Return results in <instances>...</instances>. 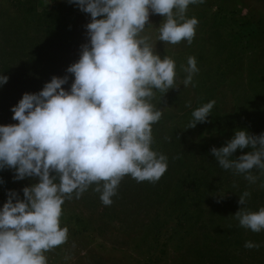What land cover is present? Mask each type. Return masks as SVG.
I'll list each match as a JSON object with an SVG mask.
<instances>
[{
  "label": "rangeland",
  "instance_id": "obj_1",
  "mask_svg": "<svg viewBox=\"0 0 264 264\" xmlns=\"http://www.w3.org/2000/svg\"><path fill=\"white\" fill-rule=\"evenodd\" d=\"M16 1L0 0V64L8 65L7 70L0 68V73L8 77L7 85L12 87H0L3 98H8L7 104L0 101V124L4 125L18 123L12 120L10 108L22 94L38 92L53 76L66 75V68L80 54L75 51L52 66L38 49L36 54L29 45L23 48L20 33H28L30 26L21 25L14 17ZM20 1H31L41 12L37 17L47 22L50 17L43 13L56 19L70 17L83 44L87 43L85 25L90 17L75 5L66 0ZM219 6L224 15L209 19ZM202 10L207 12L204 18L208 21L200 18ZM193 17L198 25L191 44L159 41L164 18L158 14H150L151 24H146L141 34L149 37L161 58L174 60L191 50L201 55V59L195 57L199 71L191 84L183 85L187 63L185 68L175 69L178 88L165 94L157 91L151 101L163 113L152 125V148L162 154L167 140L176 136L183 142L175 153L177 160L155 183L122 178L119 195L112 197L110 206L97 197L95 184L79 199L75 193L65 198L60 221L68 228V239L45 253L48 264H264V231L243 228L232 216L241 207L238 200L245 191L251 194L245 210L264 208V173L254 169L252 174L258 179L250 183L243 174L222 169L210 152L212 147L224 146L236 130L264 133V0H205L189 5L185 18ZM16 38L20 44L15 46ZM249 44L254 48L243 49ZM67 75L65 89L72 82L71 74ZM209 101H215L214 108L221 112L220 122L187 128L192 112ZM250 151L247 147L238 149L233 158ZM19 182L26 187L37 181L25 178ZM20 183L17 186L21 189ZM185 186L191 190L189 194L182 191ZM247 241L260 246L245 248Z\"/></svg>",
  "mask_w": 264,
  "mask_h": 264
},
{
  "label": "clouds",
  "instance_id": "obj_2",
  "mask_svg": "<svg viewBox=\"0 0 264 264\" xmlns=\"http://www.w3.org/2000/svg\"><path fill=\"white\" fill-rule=\"evenodd\" d=\"M90 17L87 43L79 59L66 68L69 75L53 76L42 89L24 93L10 108L12 120L0 124V171L11 169L14 179L34 178L22 189L6 191L0 206V264H48L45 253L64 244L68 228L61 226L65 198L77 199L95 184L105 206L125 176L155 183L168 168V158L153 150L152 125L163 113L152 104L157 91L178 88L176 65L161 58L144 33L150 14L164 18L159 41L191 44L198 20L185 18L192 4L205 0H66ZM186 87L199 71L188 58ZM8 77L0 73V87ZM194 86V85H193ZM215 105L209 101L192 112L187 128L207 122ZM251 151L233 158L238 150ZM211 155L224 170L243 174L250 183L264 173V133L236 130ZM58 181V182H57ZM4 183L0 178V185ZM264 187V185H261ZM250 193L239 196L234 216L241 227L264 231V208L247 211ZM260 245L245 242L248 249Z\"/></svg>",
  "mask_w": 264,
  "mask_h": 264
},
{
  "label": "trees",
  "instance_id": "obj_3",
  "mask_svg": "<svg viewBox=\"0 0 264 264\" xmlns=\"http://www.w3.org/2000/svg\"><path fill=\"white\" fill-rule=\"evenodd\" d=\"M16 3H17L16 4L17 7H15V9L13 8L14 17L21 25H26L28 27L30 26V28L28 29L29 34L27 32L20 33L23 36L22 39L20 40L23 48H25L26 45H29L36 54H38V50H39V52L42 53L40 54V56L49 60V63L52 64V66H55L57 64V61H60V59L62 58L64 59H66L67 57L69 58L71 55H73L72 53H74L75 51H78L80 53V48L81 45H83V41L77 34L76 24L72 26L71 23L69 22L70 17L56 19L54 16L50 14L43 13L42 15L46 16L47 18L50 17V21L47 22V20H45L44 17L43 18L37 17V15L41 14V12L39 13L36 10L35 6L31 1L21 2L20 0H17ZM223 9L224 8L221 7L217 8V12L215 11L213 13V17H211L212 13H210L209 19H212L214 17H220V15H224L223 13H225V10ZM206 13L207 12H205V10H202V13L200 14L201 16L200 18H203L205 21H208L207 19L204 18ZM10 35L13 36L14 34H10ZM15 37H19V36L17 35ZM18 44H20V42L19 39L16 38L15 46ZM21 45L19 46V48L21 47ZM41 47L44 48L43 52L40 51ZM248 48L253 49L254 46L249 44L246 48L243 49H248ZM45 50L47 51V56L45 55ZM262 52L264 54V51ZM196 55H198L199 57L198 59H201V55L197 54L195 50L183 52L181 54L176 55L174 57V61L176 62L175 64L176 69L179 70V67L185 68V64L187 65L188 63V58L196 57ZM0 68L7 70L8 65L2 63L0 64ZM253 75L254 72L251 71L250 77H252ZM11 83H12V79L10 78L9 84ZM6 85L7 83L2 88L4 89L9 87V89L12 90L11 86L9 85L6 86ZM0 96H2L0 97L1 99L0 101H2V103L4 104H7L8 103L7 96L6 98H3L4 93L2 92H0ZM220 119H221V112H218L216 108H213L212 112L210 113V116L207 118V122L205 123L212 122L213 124H215L220 122ZM182 145L183 142L179 140L176 136H173L169 138V140H167V144H165V146L162 147L161 151H163L162 152L163 155L167 156L169 161L168 165L170 163H173L175 160H177V156L175 153H177V150L181 148ZM206 150L207 149L204 148L203 152H205ZM205 154L207 155L206 152ZM0 178H2L4 181V183L0 185V206H2L3 203L6 201L7 199L6 191L8 190L16 191L20 195V198L23 199L22 189L25 186H23L19 181L14 179V172L11 169L6 168L5 170L0 171ZM18 183H20V185L22 186L21 189L18 188L19 187L17 186ZM194 186L195 185H193V187ZM119 191H120L119 189L116 190L117 195H119ZM182 191H186V193L189 194L188 192L191 190L187 191V188L185 186L182 188ZM100 195L101 193L97 192V197L100 198Z\"/></svg>",
  "mask_w": 264,
  "mask_h": 264
}]
</instances>
